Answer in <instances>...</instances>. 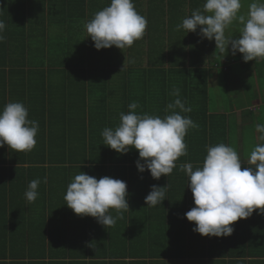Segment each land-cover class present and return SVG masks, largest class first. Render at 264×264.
<instances>
[{
	"label": "crops",
	"instance_id": "0c3cea01",
	"mask_svg": "<svg viewBox=\"0 0 264 264\" xmlns=\"http://www.w3.org/2000/svg\"><path fill=\"white\" fill-rule=\"evenodd\" d=\"M187 2L133 0L148 21L144 37L122 50H96L84 25L110 0H0V20L6 23L0 42V109L22 102L29 119L39 123L31 151L0 147V252L19 253L0 264H264V215L254 211L234 222L229 236H201L184 215L194 207L188 178L180 170L186 162L177 160L170 175L155 180L147 170L138 172L137 150L117 153L101 135L104 128L119 125L120 113L127 114L133 101L140 105L138 114H169L166 106L176 99L170 93L178 87L180 95L191 93L188 101L179 97L193 109L183 115L199 125L184 138L191 147L187 152L200 157L190 162L193 168L202 167L207 146L219 143L234 147L242 168L249 166L251 151L242 145V129L250 123L259 139L256 125L264 124V100L254 94L248 105L238 104L233 87L216 105L209 87L224 79L237 87L250 82L254 71L244 67L238 52L220 60L214 40L201 38L199 28L196 33L176 29L192 11H203L206 0L198 7ZM200 55L205 67L216 59L221 66L209 68L211 75L197 84L191 75L199 76L202 69L191 63ZM205 79L207 96L201 93ZM79 171L127 183L129 211L114 227L79 216L65 204L67 186ZM37 178L39 195L29 203L24 193ZM166 184V199L147 206L151 186Z\"/></svg>",
	"mask_w": 264,
	"mask_h": 264
},
{
	"label": "clouds",
	"instance_id": "9594fccd",
	"mask_svg": "<svg viewBox=\"0 0 264 264\" xmlns=\"http://www.w3.org/2000/svg\"><path fill=\"white\" fill-rule=\"evenodd\" d=\"M242 7L243 0H206L203 11H192L176 29L196 33L199 28L201 38L214 40L220 60L237 52L244 62L264 59V0H252L246 13L241 12ZM234 23L241 25L238 36L227 31ZM147 25V18L136 10L133 0H110L109 6L97 11L84 26L96 50L113 46L122 50L142 39ZM5 28V21L0 20V42L4 40ZM170 95L176 99L167 104L169 114L164 117L138 114L136 109L140 105L133 101L127 114L120 113L119 125L106 127L101 133L104 145L117 153L137 150L138 172L147 170L155 180L173 172L177 159L188 154L184 142L188 130L199 128L183 115L193 109L179 98L180 89L173 87ZM38 131V121L29 119L28 108L22 102L10 101L0 109V147L7 145L14 152L31 151L36 146ZM256 131L261 134V142L250 152L247 167L242 168L235 148L224 143L207 146L202 167L194 169L192 163L180 165L194 202V207L184 215L194 222L193 231L201 236H229L234 222L251 217L254 211L264 215V124L258 123ZM43 182L47 183L46 177ZM40 183V178L29 182L24 193L29 203L38 198ZM167 187L152 185L145 204L160 205L166 199ZM127 196L125 181L110 176L97 179L79 171L67 186L64 200L75 214L93 217L106 228L114 227L129 211ZM110 209L117 215L113 216Z\"/></svg>",
	"mask_w": 264,
	"mask_h": 264
},
{
	"label": "rangeland",
	"instance_id": "374dc122",
	"mask_svg": "<svg viewBox=\"0 0 264 264\" xmlns=\"http://www.w3.org/2000/svg\"><path fill=\"white\" fill-rule=\"evenodd\" d=\"M251 2H252V0H243V7L241 9L242 13H246L245 9L248 8V4ZM240 27L241 26L238 23H234L230 27L228 32H231L235 36H238ZM226 56L228 57L229 55H226ZM227 62H231L230 59ZM243 64H246V63H243ZM246 68H249V67H246ZM262 69L264 70V67L261 65L255 66L253 68L254 72H250L251 73V76H249L250 82L243 83V84H241V82H240V85H238L237 87H235V85L232 86V84L225 83V79L219 83L217 82L216 85L212 84L209 87V90L211 92V95L215 96L217 98V101L215 104L219 105V104L224 103L223 99L226 96H228L226 92L230 91L233 87L237 88L236 89V95L238 96V100H237L238 104H241L244 106L248 105L249 103H251L252 96L254 94L256 95L257 98H259L261 101H263L264 100V75L259 74V70H262ZM244 73H246V72H244ZM10 78H13V77H10ZM224 78H226V76H224ZM239 78L241 79L240 76H239ZM13 79H14L13 85L15 86L18 84V82L16 81V77ZM228 81H230L229 77H228ZM262 104H264V102H262ZM232 119H233V117H232ZM249 125H250V123H247L246 127H244L242 129V136L244 138V139H242V145L246 149H247V145H248V150L252 151V149L254 147V146H252L253 142L256 141L257 143H260L261 141L259 139L255 138L256 135L254 136V133H253L254 126L252 127ZM233 137H234V134L232 132V134H231L232 145H234V143L237 142V140H235Z\"/></svg>",
	"mask_w": 264,
	"mask_h": 264
},
{
	"label": "trees",
	"instance_id": "16d2710c",
	"mask_svg": "<svg viewBox=\"0 0 264 264\" xmlns=\"http://www.w3.org/2000/svg\"><path fill=\"white\" fill-rule=\"evenodd\" d=\"M202 0H188V2H187V4H188V6L189 7H198V5H199V3L201 2ZM203 6V5H202ZM191 52L194 54V53H196V50L194 49L193 51L191 50ZM201 57H198L196 60L198 61V62H194L193 60L194 59H192L191 60V62H194V63H191V65H194V64H196V69H202L201 71H200V74H199V76H194L193 77V75H191V77H192V79H197L198 81H197V84H199L201 81L200 80H203L204 79V77L205 78H208V76H210L211 75V72H209V70L210 69H212V68H219L221 65H220V63H219V61L218 60H212V61H208V62H206V64L208 63V67H205L204 66V63H203V59H202V57H203V55H200ZM200 63V64H199ZM203 63V64H202ZM202 65V66H201ZM257 65H261V66H263L264 67V59H260V60H256V61H248V62H246V64H244V67L246 68V67H250L251 66V68H252V70H253V68L255 67V66H257ZM202 67V68H201ZM210 68V69H209ZM254 71V70H253ZM199 73V72H198ZM264 73V70L262 69V70H259V74L261 75V74H263ZM156 88V87H155ZM204 93V96H205V94H206V96H207V89H206V79L203 81V88H202V90H201V93ZM192 93H194V91L192 92ZM193 97V96H192ZM180 98L182 99V98H184L186 101H188L189 99H191V93H186V94H183V95H180ZM206 99H209L208 97H206ZM202 119V118H201ZM204 120L206 119V117L205 118H203ZM211 119H213L214 120V118L212 117ZM207 120V119H206ZM205 122V121H204ZM212 131V130H211ZM221 135H224V133H221ZM214 140H210V141H208L209 143H212ZM225 144V143H224ZM191 147L190 146H188L187 147V149H190ZM200 159V157H199V155H197V156H193V155H191V154H187L186 156H181V157H179L177 160L179 161V162H186V163H190V162H192V163H194V162H199L198 160ZM178 161H176V162H178ZM28 254H30L31 256L33 255V253H28ZM18 256H19V253H17V252H7V251H5V250H3L2 252H0V259L1 260H6V259H8L9 257H11V258H18Z\"/></svg>",
	"mask_w": 264,
	"mask_h": 264
}]
</instances>
